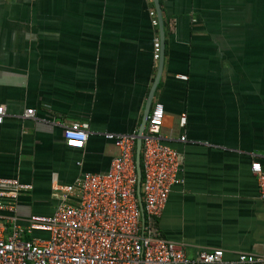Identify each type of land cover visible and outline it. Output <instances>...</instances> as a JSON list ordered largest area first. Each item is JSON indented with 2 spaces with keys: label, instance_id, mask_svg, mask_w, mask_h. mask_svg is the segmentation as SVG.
I'll return each mask as SVG.
<instances>
[{
  "label": "crops",
  "instance_id": "1",
  "mask_svg": "<svg viewBox=\"0 0 264 264\" xmlns=\"http://www.w3.org/2000/svg\"><path fill=\"white\" fill-rule=\"evenodd\" d=\"M160 1L154 102L182 170L156 228L191 258L221 248L264 264V199L251 170L264 166V0ZM151 10L153 0H0V178L33 185L1 211L6 234L52 214L57 183L109 169L118 148L106 132L139 131L159 64ZM73 121L89 123L82 149L65 144Z\"/></svg>",
  "mask_w": 264,
  "mask_h": 264
},
{
  "label": "built area",
  "instance_id": "2",
  "mask_svg": "<svg viewBox=\"0 0 264 264\" xmlns=\"http://www.w3.org/2000/svg\"><path fill=\"white\" fill-rule=\"evenodd\" d=\"M152 23L158 26L155 10ZM160 38L154 41L153 57L160 59ZM34 108L26 111L30 117ZM6 115L0 105V124ZM165 109L155 101L142 137L141 183L143 209L137 195V132H106L118 154L104 172H84L69 184L57 183L54 192L60 201L52 214H32L27 227L14 226L5 233L0 224V264H250L257 259L240 253L225 257L221 248L202 249L196 258L187 255L182 243L160 235L156 220L164 212L172 186L179 182L182 170L180 152L165 141L162 134ZM186 122L182 115L181 124ZM69 148L82 149L89 138V123L73 121L64 126ZM182 136L181 140H185ZM257 177L259 196L264 199V166L251 165ZM0 213L12 209L22 191L32 183L17 178H0ZM39 232V234H34ZM264 261V257L261 259Z\"/></svg>",
  "mask_w": 264,
  "mask_h": 264
},
{
  "label": "water",
  "instance_id": "3",
  "mask_svg": "<svg viewBox=\"0 0 264 264\" xmlns=\"http://www.w3.org/2000/svg\"><path fill=\"white\" fill-rule=\"evenodd\" d=\"M154 5L157 11V17H158V26L160 30V41H161V55L159 59L157 74L155 76V79L153 81V84L149 90L148 97L145 104L142 124L140 126L139 131L137 132V144H136V155H135V161H136V170H137V195L140 201V205L143 209L144 214V207H143V201H142V193H141V183L143 178V167H142V137L146 128L147 118L151 111V108L154 103L155 93L157 90V87L160 82V78L163 71V65H164V48H165V23H164V17H163V10L161 6L160 0H153Z\"/></svg>",
  "mask_w": 264,
  "mask_h": 264
}]
</instances>
